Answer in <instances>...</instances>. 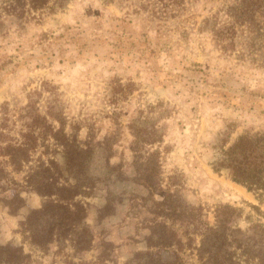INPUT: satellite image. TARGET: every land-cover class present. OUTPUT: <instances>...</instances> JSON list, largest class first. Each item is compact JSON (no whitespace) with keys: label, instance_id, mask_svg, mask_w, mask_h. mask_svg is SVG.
I'll return each instance as SVG.
<instances>
[{"label":"rangeland","instance_id":"374dc122","mask_svg":"<svg viewBox=\"0 0 264 264\" xmlns=\"http://www.w3.org/2000/svg\"><path fill=\"white\" fill-rule=\"evenodd\" d=\"M239 1L69 0L64 7L50 2L31 10L22 20L2 14L0 124L7 118L10 132L0 131L23 141L20 108L30 91L50 82L68 133L79 126L82 144L114 149L109 167L100 151L88 158L94 186L89 196L74 200L89 204L82 225L44 246L32 240L28 221L50 198L27 186L25 171L0 180V245L19 255L20 264H132L139 252L162 264L177 255L182 264H201L194 249L200 237L188 247L194 230L185 220L189 204L204 206L212 224L219 204L243 208L244 227L264 223V190L251 192L212 165L245 131L264 137V15L239 24L229 15ZM47 95L40 99L42 110ZM53 142L40 143L47 160ZM154 150L160 153L162 186L174 175L171 190L180 192L181 221H167L182 241L178 252L148 246L143 238L149 221L132 212L134 196L151 203L135 178L139 158ZM253 155L263 166L264 144ZM108 191L112 209L101 213ZM166 194L158 191L155 198ZM110 243L117 256L109 255Z\"/></svg>","mask_w":264,"mask_h":264},{"label":"trees","instance_id":"16d2710c","mask_svg":"<svg viewBox=\"0 0 264 264\" xmlns=\"http://www.w3.org/2000/svg\"><path fill=\"white\" fill-rule=\"evenodd\" d=\"M1 1L4 6H0V31H3L1 26L4 23L2 20L4 12L22 20L31 10L43 9L50 2L64 7L69 0ZM257 13L264 15V0H240L229 9V15L239 24L253 19L252 17ZM218 37L224 40L221 32L218 33ZM42 87L40 91H30L27 103L20 108L19 118L24 120L25 130H19L18 134L23 141L17 137L13 138L3 130L0 131V156L4 157L0 159V180L5 179L11 172L25 171L27 186L50 198L38 211L39 215L34 219L35 221H28L32 240L44 246L52 242L57 233L67 234L68 231L77 230L82 225L87 217L86 207L89 204L74 200L78 195L89 196L87 189L94 186L88 175V170L92 167L88 158L100 151L105 168L109 167L114 149L112 145L96 149L89 143L82 144L78 139L79 126L75 134L68 133L67 118L64 116L55 86L45 82ZM45 92H48L46 108L42 110L40 99ZM8 111V103H4L3 114H7ZM0 129L10 132L7 118L6 123L0 124ZM44 140H54L53 144H55L48 160L43 158L44 152L40 151V146L43 145L40 143ZM227 142L228 140L225 139L223 145ZM263 144L264 137L261 134L245 131L227 148L226 157L212 164L214 170L217 172L228 170L233 181L246 186L251 192L264 190V164L262 166V163L257 162L258 157L253 155ZM38 152L40 155L35 157ZM159 155V150H154L149 152L146 160H143L145 157L143 155L139 158L142 162L136 171L135 180L146 193L143 197L145 195L151 203L148 204L146 198L141 197L142 202H138L139 197L134 196L131 198L136 201L132 204V212L135 216L144 215L149 221L144 227L146 233L143 238L148 246L174 247L178 252L182 248V241L174 232V224L170 227L167 221L171 219L172 223L181 221L182 207L176 203L180 192L178 188L171 190L172 186L177 184L174 175L169 177L166 188L162 186ZM162 190L167 194L159 201L155 198V194ZM111 194V191H108V202L101 213H108V210L112 209ZM252 206L261 213L258 206ZM187 213L185 220L186 222L188 220V227L194 228L193 231L188 232L191 239L188 247H192V242L194 244L197 236L200 237L199 244H195L194 249L201 264H249L257 259L259 264H264V223L259 220L249 226H242V221L245 220L243 208L231 204L217 205L213 224L208 220L205 207L202 205L189 204ZM42 216L43 219H47L46 225ZM110 245L113 246L112 243ZM105 251L106 249L101 251V254L104 255ZM109 251L112 257L117 256L115 246ZM18 257L19 255L10 251L7 246L0 245V264H20L21 260ZM131 262L162 264L160 260L145 252L136 253ZM181 262L183 260L177 255L176 259L173 262L169 261L168 264H182Z\"/></svg>","mask_w":264,"mask_h":264}]
</instances>
